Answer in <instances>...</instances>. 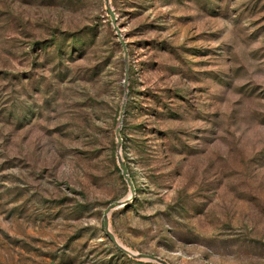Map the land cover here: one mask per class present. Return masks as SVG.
I'll return each instance as SVG.
<instances>
[{
    "label": "rangeland",
    "instance_id": "374dc122",
    "mask_svg": "<svg viewBox=\"0 0 264 264\" xmlns=\"http://www.w3.org/2000/svg\"><path fill=\"white\" fill-rule=\"evenodd\" d=\"M0 0V264H264V0ZM124 144V148H123Z\"/></svg>",
    "mask_w": 264,
    "mask_h": 264
},
{
    "label": "water",
    "instance_id": "95a60500",
    "mask_svg": "<svg viewBox=\"0 0 264 264\" xmlns=\"http://www.w3.org/2000/svg\"><path fill=\"white\" fill-rule=\"evenodd\" d=\"M104 1V6L105 9L110 17L111 20V24L113 26V29L115 31L116 37L119 41V44L122 48L123 51V59L124 61L126 60V46L123 40V37L120 34V30L116 25V18L115 15L110 7L109 4V0H103ZM127 84H128V70H127V65L125 64V70H124V77H123V82H122V88H123V96H122V100L119 106V112H118V117H117V124L114 128V137H115V142H116V152H115V156H116V161H117V165L118 168L120 169L121 175L128 187V196L110 203L104 210L102 213V226H103V230L105 235L107 236V238L111 241V243L113 244V246L115 248H117L119 251H121L123 254L127 255L128 257L138 260V261H146V262H151V263H155V264H169L167 261H165L164 259L151 255V254H145V253H134L132 251H130L129 249L125 248L124 246H122L117 239L115 238L114 234L111 232L110 228H109V215L110 213L115 210L118 209L126 204H128L135 196V188L133 185V182L128 174L127 168L125 166V163L122 159L121 156V136H120V130H121V124H122V119H123V115H124V110H125V106H126V98H127Z\"/></svg>",
    "mask_w": 264,
    "mask_h": 264
},
{
    "label": "trees",
    "instance_id": "16d2710c",
    "mask_svg": "<svg viewBox=\"0 0 264 264\" xmlns=\"http://www.w3.org/2000/svg\"><path fill=\"white\" fill-rule=\"evenodd\" d=\"M123 148H124V144H123Z\"/></svg>",
    "mask_w": 264,
    "mask_h": 264
}]
</instances>
